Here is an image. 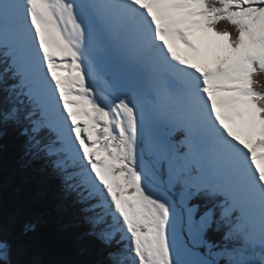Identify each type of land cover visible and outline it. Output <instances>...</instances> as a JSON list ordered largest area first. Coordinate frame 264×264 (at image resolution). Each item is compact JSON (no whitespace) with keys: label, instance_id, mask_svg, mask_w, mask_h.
Returning <instances> with one entry per match:
<instances>
[{"label":"snow or ice","instance_id":"obj_1","mask_svg":"<svg viewBox=\"0 0 264 264\" xmlns=\"http://www.w3.org/2000/svg\"><path fill=\"white\" fill-rule=\"evenodd\" d=\"M261 78L264 0H0V136L105 264H264Z\"/></svg>","mask_w":264,"mask_h":264},{"label":"trees","instance_id":"obj_2","mask_svg":"<svg viewBox=\"0 0 264 264\" xmlns=\"http://www.w3.org/2000/svg\"><path fill=\"white\" fill-rule=\"evenodd\" d=\"M43 167L22 159L14 130L0 136V235L14 242L12 259L21 264H105L108 253L97 252L101 243L79 225L82 220L90 227L73 197L61 196L57 182L42 174ZM25 223L34 225L31 233H24Z\"/></svg>","mask_w":264,"mask_h":264},{"label":"rangeland","instance_id":"obj_3","mask_svg":"<svg viewBox=\"0 0 264 264\" xmlns=\"http://www.w3.org/2000/svg\"><path fill=\"white\" fill-rule=\"evenodd\" d=\"M105 58H106V59H110V56L105 55ZM62 195H63V196H66V194H65L64 192H62L61 196H62ZM77 224H78L77 222H75V223H69V224H68V227H69V228H70V227L73 228V227L76 226ZM28 233H31V232H28ZM78 239H82L83 241L86 240V239H83V238H82L81 236H79V235H78ZM94 247H95V245H94ZM97 252H99V249H98Z\"/></svg>","mask_w":264,"mask_h":264},{"label":"bare ground","instance_id":"obj_4","mask_svg":"<svg viewBox=\"0 0 264 264\" xmlns=\"http://www.w3.org/2000/svg\"><path fill=\"white\" fill-rule=\"evenodd\" d=\"M228 26H229V25H227V26H222V25H220L221 28L228 27Z\"/></svg>","mask_w":264,"mask_h":264}]
</instances>
